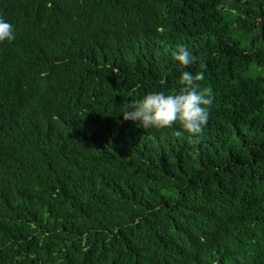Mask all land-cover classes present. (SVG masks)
I'll return each mask as SVG.
<instances>
[{
	"label": "trees",
	"instance_id": "obj_1",
	"mask_svg": "<svg viewBox=\"0 0 264 264\" xmlns=\"http://www.w3.org/2000/svg\"><path fill=\"white\" fill-rule=\"evenodd\" d=\"M0 264H264V0H0ZM187 46L183 68L172 53ZM203 72L195 137L121 114Z\"/></svg>",
	"mask_w": 264,
	"mask_h": 264
},
{
	"label": "clouds",
	"instance_id": "obj_2",
	"mask_svg": "<svg viewBox=\"0 0 264 264\" xmlns=\"http://www.w3.org/2000/svg\"><path fill=\"white\" fill-rule=\"evenodd\" d=\"M15 39L14 25L0 14V43ZM181 67L187 68L195 62L187 46H180L172 53ZM204 73H193L184 70L180 83L184 85L179 91L166 93L152 91L138 100L134 107L124 110V120L133 121L140 128L171 129L179 126L175 135L187 133L189 137L198 136L206 126L210 110L215 101L211 87H202L199 81L204 80Z\"/></svg>",
	"mask_w": 264,
	"mask_h": 264
}]
</instances>
